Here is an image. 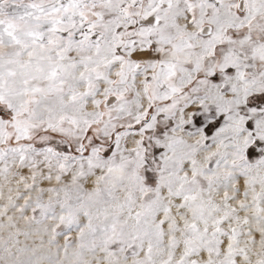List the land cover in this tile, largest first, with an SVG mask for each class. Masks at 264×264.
Here are the masks:
<instances>
[{
	"label": "snow or ice",
	"instance_id": "obj_1",
	"mask_svg": "<svg viewBox=\"0 0 264 264\" xmlns=\"http://www.w3.org/2000/svg\"><path fill=\"white\" fill-rule=\"evenodd\" d=\"M0 264H264V0H0Z\"/></svg>",
	"mask_w": 264,
	"mask_h": 264
}]
</instances>
